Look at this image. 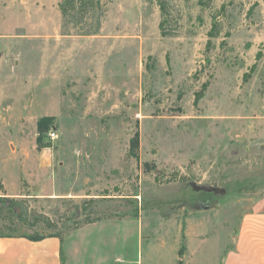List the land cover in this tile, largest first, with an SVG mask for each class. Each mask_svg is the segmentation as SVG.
<instances>
[{
  "label": "rangeland",
  "instance_id": "rangeland-1",
  "mask_svg": "<svg viewBox=\"0 0 264 264\" xmlns=\"http://www.w3.org/2000/svg\"><path fill=\"white\" fill-rule=\"evenodd\" d=\"M60 1L0 0L10 191L27 160L0 198L59 228L20 233L56 234L64 264H220L264 203V0H163L172 36L160 0H107L94 37L62 35Z\"/></svg>",
  "mask_w": 264,
  "mask_h": 264
},
{
  "label": "crops",
  "instance_id": "crops-1",
  "mask_svg": "<svg viewBox=\"0 0 264 264\" xmlns=\"http://www.w3.org/2000/svg\"><path fill=\"white\" fill-rule=\"evenodd\" d=\"M17 168L18 190L10 191L7 181L0 172V183L3 185V194L16 196L22 182L23 161L22 155L10 157L6 164ZM6 169H4L5 171ZM22 188V187H21ZM11 196V195H10ZM20 197H23L20 191ZM234 245L228 250L220 264H264V203L246 213L237 229ZM63 242L58 237H47L40 241H32L26 237L14 236L0 238V264H64ZM197 261L194 260L193 264Z\"/></svg>",
  "mask_w": 264,
  "mask_h": 264
},
{
  "label": "trees",
  "instance_id": "trees-1",
  "mask_svg": "<svg viewBox=\"0 0 264 264\" xmlns=\"http://www.w3.org/2000/svg\"><path fill=\"white\" fill-rule=\"evenodd\" d=\"M159 6L164 17L160 24L163 36H172V31L167 29L168 20L165 19L167 12L163 0L159 1ZM60 14L62 19V35L76 36H98L101 32L103 22L106 17L107 0H61ZM218 35L217 26L210 36ZM40 130L43 125L40 124ZM24 198H0V238L22 236L32 241H40L47 237H58L55 235H27L20 233L23 226L29 228H43L48 231L59 230L57 223L46 215L30 214L29 208L25 205ZM99 221V218L87 217L76 222V228L81 225H88Z\"/></svg>",
  "mask_w": 264,
  "mask_h": 264
},
{
  "label": "water",
  "instance_id": "water-1",
  "mask_svg": "<svg viewBox=\"0 0 264 264\" xmlns=\"http://www.w3.org/2000/svg\"><path fill=\"white\" fill-rule=\"evenodd\" d=\"M2 57V54H0V59ZM188 186L194 191V192H207V193H216L219 195H224L226 193L225 189L213 187V186H207V185H198L195 182H191L188 184Z\"/></svg>",
  "mask_w": 264,
  "mask_h": 264
},
{
  "label": "built area",
  "instance_id": "built-area-1",
  "mask_svg": "<svg viewBox=\"0 0 264 264\" xmlns=\"http://www.w3.org/2000/svg\"><path fill=\"white\" fill-rule=\"evenodd\" d=\"M50 136H51V138L54 139V140L57 138V134L55 133V130L52 129V130L50 131Z\"/></svg>",
  "mask_w": 264,
  "mask_h": 264
}]
</instances>
